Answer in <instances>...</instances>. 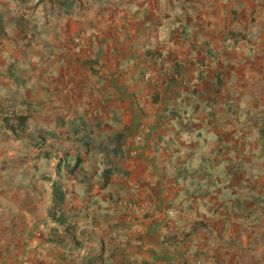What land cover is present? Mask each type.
I'll list each match as a JSON object with an SVG mask.
<instances>
[{
  "label": "crops",
  "instance_id": "0c3cea01",
  "mask_svg": "<svg viewBox=\"0 0 264 264\" xmlns=\"http://www.w3.org/2000/svg\"><path fill=\"white\" fill-rule=\"evenodd\" d=\"M198 255L264 264V0H0V264Z\"/></svg>",
  "mask_w": 264,
  "mask_h": 264
},
{
  "label": "trees",
  "instance_id": "16d2710c",
  "mask_svg": "<svg viewBox=\"0 0 264 264\" xmlns=\"http://www.w3.org/2000/svg\"><path fill=\"white\" fill-rule=\"evenodd\" d=\"M42 1V0H40ZM30 116V111H26L25 113H7L3 117V123L6 129L11 131L13 136L15 138H21V137H28L29 134L26 132L27 127V120ZM110 176V170H105L104 176H103V182L102 185H106ZM53 191L56 196V203L60 204L64 199V191L62 190V186L60 184H54L53 185ZM48 217L52 220H54L58 227H62L65 232L68 234H73L71 230V223H68L66 218L62 215H57L55 211H49ZM102 257H97L95 259H92L89 261V264H101Z\"/></svg>",
  "mask_w": 264,
  "mask_h": 264
},
{
  "label": "built area",
  "instance_id": "2783aa9c",
  "mask_svg": "<svg viewBox=\"0 0 264 264\" xmlns=\"http://www.w3.org/2000/svg\"><path fill=\"white\" fill-rule=\"evenodd\" d=\"M75 41L77 43L82 42V37L81 36H76L75 37ZM156 57H157V60H161L163 58V53H160V54L156 55ZM197 263L198 264H204V263H206V259L203 256L198 255L197 256Z\"/></svg>",
  "mask_w": 264,
  "mask_h": 264
}]
</instances>
